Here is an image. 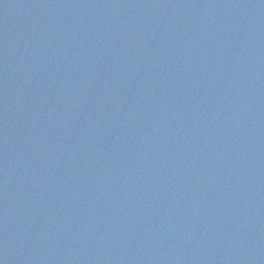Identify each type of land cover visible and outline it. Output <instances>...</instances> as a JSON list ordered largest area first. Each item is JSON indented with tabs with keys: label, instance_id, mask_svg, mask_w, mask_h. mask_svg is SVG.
<instances>
[{
	"label": "water",
	"instance_id": "obj_1",
	"mask_svg": "<svg viewBox=\"0 0 264 264\" xmlns=\"http://www.w3.org/2000/svg\"><path fill=\"white\" fill-rule=\"evenodd\" d=\"M0 264H264V0H0Z\"/></svg>",
	"mask_w": 264,
	"mask_h": 264
}]
</instances>
